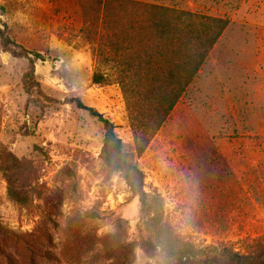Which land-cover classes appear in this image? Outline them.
<instances>
[{
    "label": "rangeland",
    "instance_id": "rangeland-1",
    "mask_svg": "<svg viewBox=\"0 0 264 264\" xmlns=\"http://www.w3.org/2000/svg\"><path fill=\"white\" fill-rule=\"evenodd\" d=\"M139 1L229 21L135 158L141 210L100 159L101 124L66 102L79 98L108 118L133 151L120 87L92 83L95 55L77 1L0 0V149L31 167L25 206L8 199L0 172V264H92L118 219L134 264L264 244V0ZM74 237L90 248L71 247Z\"/></svg>",
    "mask_w": 264,
    "mask_h": 264
},
{
    "label": "trees",
    "instance_id": "trees-1",
    "mask_svg": "<svg viewBox=\"0 0 264 264\" xmlns=\"http://www.w3.org/2000/svg\"><path fill=\"white\" fill-rule=\"evenodd\" d=\"M76 1L82 17L80 33L95 55L92 83L120 87L133 134V151H125L108 118L79 98L66 102L88 112L101 124L100 159L108 172L120 176L131 196L138 198L141 210L145 203L144 175L135 158L144 152L197 77L229 21L139 0ZM0 172L8 199L18 206L27 205L30 164L0 149ZM125 225L118 219L115 231L102 239L101 254L93 257L92 264H98L99 257L101 264L135 263V245L126 241ZM2 231L0 227V236ZM84 239L74 237L70 246L89 249V238ZM0 255L6 258L3 251ZM169 264H264V244L246 254L224 249L204 258L178 257Z\"/></svg>",
    "mask_w": 264,
    "mask_h": 264
}]
</instances>
